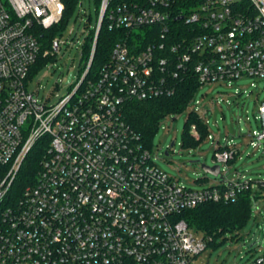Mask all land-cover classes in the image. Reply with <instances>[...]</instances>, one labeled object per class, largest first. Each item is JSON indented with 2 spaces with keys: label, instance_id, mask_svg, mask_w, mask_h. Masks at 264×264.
I'll return each mask as SVG.
<instances>
[{
  "label": "built area",
  "instance_id": "2783aa9c",
  "mask_svg": "<svg viewBox=\"0 0 264 264\" xmlns=\"http://www.w3.org/2000/svg\"><path fill=\"white\" fill-rule=\"evenodd\" d=\"M95 1L96 23L85 29H96L90 56L85 38L77 73H67L66 93L52 101L29 87V75L39 58L56 59L68 44L62 34L48 44L40 36L62 19L63 0H0V264H196L213 236L191 227L183 211L261 193L264 178L237 170L227 177V167L221 180L190 187L157 165L123 108L173 96L193 69L201 86L264 80V0ZM170 19L186 27L177 42L169 41ZM104 20L127 32L94 71ZM142 26L150 42L135 38L145 32H131ZM193 110L208 126L215 163L241 157L232 139L209 133ZM256 118L262 129L248 136L263 155L264 98ZM190 132L199 138L195 123ZM41 147L36 177L20 183L29 154L36 149L41 157Z\"/></svg>",
  "mask_w": 264,
  "mask_h": 264
},
{
  "label": "rangeland",
  "instance_id": "374dc122",
  "mask_svg": "<svg viewBox=\"0 0 264 264\" xmlns=\"http://www.w3.org/2000/svg\"><path fill=\"white\" fill-rule=\"evenodd\" d=\"M66 24L62 38H67L56 59L47 58L29 79V87L39 90L40 98L50 95L57 100L67 91L65 76L74 69L78 71L81 45L87 36L86 25L94 26L98 5L95 0H81ZM90 15L92 18L89 20ZM89 20V21H88ZM138 31V30H136ZM254 82L255 86L251 83ZM264 80L246 76L235 79L232 85L216 83L202 85L185 110L161 118L153 135L151 152L157 165L188 186L200 189L221 180V173L228 167L227 177L236 172H248L253 177L264 178V154L251 144L248 133L262 129L258 106L264 98ZM199 99V103L195 101ZM205 105L207 108L205 109ZM198 106L209 125V133L227 137L240 147L241 157L221 162L219 175L206 172L202 164L214 165V145L205 138L197 145L184 144V131L188 112ZM172 142L174 144L172 145ZM168 151V154H166ZM255 191V190H254ZM256 206L252 208L246 223L238 231H227L208 243L194 258L196 264H254L264 256V191L256 193ZM261 226V228H260ZM264 264V261L261 263Z\"/></svg>",
  "mask_w": 264,
  "mask_h": 264
},
{
  "label": "trees",
  "instance_id": "16d2710c",
  "mask_svg": "<svg viewBox=\"0 0 264 264\" xmlns=\"http://www.w3.org/2000/svg\"><path fill=\"white\" fill-rule=\"evenodd\" d=\"M79 0H63L65 9L63 17L54 26L48 29H43L40 36H46L45 42L48 44L50 40L57 35H61L69 18L75 12ZM97 12L100 3L97 4ZM89 21V20H88ZM173 25L174 32L169 38L170 42H177L180 39L179 29L183 27L182 24L170 19L169 23ZM87 26V25H86ZM149 26H142L139 31L131 32H145L139 33L135 38H143L145 42H150V36L147 34ZM157 30H162L161 25H157ZM95 28H91L88 35L85 37L84 43V57H89L92 44L95 38ZM127 32L123 28L111 29L106 20L103 21L98 35L97 48L93 61V70L96 71L100 65L108 60L113 46ZM160 36V35H159ZM52 58V57H51ZM47 58H39L33 65L29 77L31 78L34 71L42 65ZM201 87L196 72L191 70L188 77L183 82H179L176 93L173 96H161L146 100H129L125 103L123 111L128 123L141 136V139L150 147L152 145V138L159 127V122L167 114L180 113L185 110L195 94ZM195 123L198 126L200 136L195 137L191 132V125ZM208 134V126L202 120L196 111L188 112V119L184 131V144L197 145L206 138ZM43 155V148L40 151L34 149L29 154L23 169L21 170L18 180L20 183L32 181L36 177L37 170L40 166V158ZM257 195H252L250 191L242 193L235 201H208L199 204L193 208L183 211L181 217L184 218L191 227L204 235H212L213 239L209 242H214L218 235H222L227 231H238L248 220L253 203H256Z\"/></svg>",
  "mask_w": 264,
  "mask_h": 264
},
{
  "label": "water",
  "instance_id": "95a60500",
  "mask_svg": "<svg viewBox=\"0 0 264 264\" xmlns=\"http://www.w3.org/2000/svg\"><path fill=\"white\" fill-rule=\"evenodd\" d=\"M71 76H72V72H70L69 74V77H68V81H70L71 79ZM174 144V142H172V145ZM166 154H168V151H166ZM202 167L203 169L206 171V172H211L215 175H219L220 174V164H214V165H207L205 163L202 164ZM256 206V203H253V207Z\"/></svg>",
  "mask_w": 264,
  "mask_h": 264
}]
</instances>
